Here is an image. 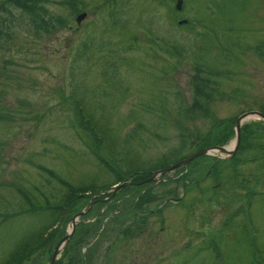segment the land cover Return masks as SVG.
<instances>
[{
	"label": "rangeland",
	"instance_id": "374dc122",
	"mask_svg": "<svg viewBox=\"0 0 264 264\" xmlns=\"http://www.w3.org/2000/svg\"><path fill=\"white\" fill-rule=\"evenodd\" d=\"M4 2L0 0V22L7 28L0 40V113L10 117L0 122V264L50 222L42 213L18 215L24 208L19 191L39 204L63 193L41 168L74 188L89 183L99 188L111 181L91 156V140L67 98L79 103L91 122L110 114L107 125L116 136V157L129 151L146 164L178 145L179 112L191 101L194 67L223 72L218 82L225 99L212 103L211 119L183 123L192 133L183 154L194 149L190 140L204 134L213 119L236 120L264 105V56L251 50L264 44V0H181L177 13L174 0H47L45 17L60 23L46 34ZM80 12L86 17L76 23ZM180 19L190 26H177ZM242 126L264 142V121L248 117ZM234 136L230 127L224 142L208 148L207 155L148 183L151 194L164 199L146 206L141 229H136L138 215L134 224L125 218L128 214L123 216L132 194L122 195L113 209L100 206L98 216L93 215L95 206L91 215L74 217L75 223L94 225L99 217L102 224L107 219L112 224L101 238L89 235L75 246L73 255L82 258L72 264H250L239 225L246 223L250 200L253 238L264 251V201L260 195L246 197L247 190L264 193V150L254 156L247 151L232 169L229 158L235 152L229 156L214 148H228ZM219 158L222 170L212 176L207 173L211 159ZM179 178L185 179L174 183ZM123 183L133 182L126 178ZM168 189H174L175 200ZM102 200L107 207L110 200ZM87 205L91 209L92 203ZM236 210L240 214L219 240V256L196 252ZM126 228L129 235L122 233ZM54 229L44 236L51 243L24 264H49L53 238L70 230L69 221ZM54 262H66L62 251Z\"/></svg>",
	"mask_w": 264,
	"mask_h": 264
},
{
	"label": "trees",
	"instance_id": "16d2710c",
	"mask_svg": "<svg viewBox=\"0 0 264 264\" xmlns=\"http://www.w3.org/2000/svg\"><path fill=\"white\" fill-rule=\"evenodd\" d=\"M46 1L47 0H6L4 4L9 5V7L12 9L19 10L24 13L32 23H34L46 34L60 23L58 20H51L50 18L45 17V10L43 8ZM62 1L68 4L75 2V0ZM76 3L77 2L74 4ZM0 9H3V6H0ZM4 22L5 21L0 22V40L7 36V28L3 27ZM184 26L187 28L190 26V23L188 22ZM248 49H250V47H248ZM261 49H264V44L251 47V50L256 55L264 56L261 53ZM222 75L223 72H219L216 69H212L208 66H197L193 68V73L189 79L191 101L179 112V119L182 125L179 126L178 145L176 148L171 149L165 155L161 156L150 164L140 161L137 156L130 154L129 151L123 152L121 158L118 159L115 154L117 146L116 136L109 130L107 125V119L109 118L110 114H101L104 116V119L97 116L96 123L91 122L92 120L90 115L85 113L81 105L73 98H67V100L71 102L73 108L75 109L81 128L87 135V138L91 140V156H93L94 160L97 162L100 171L111 177V181L103 186H100L99 188L93 187L91 183H89L87 186L74 188L66 181L56 178V176H54L50 171H46L41 168L42 171H45L62 187L63 193L55 201L43 198L42 203L39 204L35 201H32L27 195L19 191L23 198L24 208L22 211H20V213H18V215H24L28 213H42L43 215H47L50 218V222L47 226L39 228L34 234L32 233L28 239L23 240L18 245H16L10 252L8 259H6V261L1 264H24L33 252L41 250L42 247H45L51 243V241L44 236L49 230H52L54 233V227H57L59 223L60 225L64 224L74 216L78 215L80 212H83L81 219L83 217H87L93 213L95 206L96 208L93 215L98 216V208L100 206L104 207L106 210L113 209L116 207V202L119 201L121 196L125 194H132V198L128 204L129 208L126 207V211L123 216L128 214V216H125V218L131 219V224H134L135 216L138 215V227H136V229H141L146 219V216L144 215L146 206L152 202L159 201L161 198L164 199V197H158L154 194H151V189L149 188L150 184H136L148 179L156 172H160L162 176H165V174L162 173L163 170L188 157L196 150L212 148L215 145L223 143V136L225 132L230 130V127L234 126L235 120L213 119L212 126L204 134H195L196 136L190 140L189 145H192L194 149L188 154L182 153L184 148H186L188 145L190 136H192V133L188 129L184 128L185 124L183 123H188L198 119H211L212 111L210 107L212 103L215 100L225 99V93L221 92L218 82L219 78L224 77V75ZM111 85L114 86V83H111ZM257 112L264 116V105L261 106ZM9 117L10 116H6V114L0 113V122L8 120ZM262 140L263 137L257 136L250 127L248 128L247 126H242L240 128L239 142L236 151L234 155L229 158V164L231 168H235L237 162L244 158L247 151L251 152V154L254 156L257 151L264 150V142ZM198 158H195L189 162L188 165ZM211 160L213 161L210 165V168L207 170V173L214 176L216 171L220 172L222 170V166L219 165V162L224 160ZM117 163H121L124 166V171L119 169ZM126 178H128V180L132 181L133 183H128L119 191L111 193L110 190H112V187L122 183L126 180ZM184 179L185 178L175 179L174 183L177 184L179 181L181 182ZM165 184V181L159 182L160 186H164ZM173 190L174 189H168L165 190V192H167V194L172 193V200H175L177 195L173 193ZM246 193V197L248 199L252 198L254 195H260L264 201V193L259 194L257 192H252L251 190H247ZM104 198L110 200L107 207L105 206L106 202L101 203V201H103L102 199ZM88 202L92 203V205H90L91 209H87L85 207ZM87 206L89 207V205ZM250 206L251 202L248 200L244 211L246 223L244 226L239 225V227L240 230H243V241L245 244V249H247L250 256V264H254V258L251 256V251L256 255L255 257L257 262H259L258 264H264V251L257 248V242L253 238V235L255 236V234L250 219ZM239 211L240 210H236L232 212L226 218L222 224V227L218 229L216 234L207 237L203 242L204 244L199 246L196 252L199 253V251L204 249L211 251L215 257H218V243L221 239L223 231L231 225L232 219L240 214ZM93 223L94 225L82 224L80 222L75 224L69 240L61 250L62 256L66 257V262L64 264H72L76 259L78 262H80L82 257L78 256V254L73 255V248L85 243L84 239L89 235H91L90 237L97 236L98 238H101L103 233L110 228V224H112L111 220L109 221V219H107V223L102 224L99 217H97ZM122 233L124 235H129L131 230L126 228ZM58 238H60V235L53 238L54 241L52 242L57 243L61 239L60 238L58 240ZM54 264H61V262H54Z\"/></svg>",
	"mask_w": 264,
	"mask_h": 264
},
{
	"label": "water",
	"instance_id": "95a60500",
	"mask_svg": "<svg viewBox=\"0 0 264 264\" xmlns=\"http://www.w3.org/2000/svg\"><path fill=\"white\" fill-rule=\"evenodd\" d=\"M174 8L175 10L179 11L181 9V0H175V3H174ZM86 16V13L82 12L80 14H78L75 18H74V21L76 23H80ZM185 21L184 20H181V21H178L177 22V25H181V24H184ZM251 116H254L256 118H260L264 121V116H262L261 114H259L258 112H248V113H244L242 114L241 116H239L235 122H234V143H233V147L231 150L229 151H226L225 149L223 148H220V147H216V150L220 153H229V156H231L236 147H237V144H238V140H239V127H240V124L245 120L247 119L248 117H251ZM207 149H200V150H196L195 152H193L192 154H190L188 157L174 163L173 165H171L169 168L165 169L162 171V173H169L179 167H183L185 166L186 164H188L189 162H191L193 159L197 158V157H201V156H205L207 155ZM159 174V173H156V174H153L151 177H149L148 179L144 180V181H141L139 183H137L136 185H143V184H148V183H151L153 182L155 176ZM125 185H127L126 183H120L119 185H115L113 186L112 188V191L115 192L117 190H119L120 188L124 187ZM83 212L79 213L77 215V217H80L81 214ZM69 225H70V230L68 232H65L64 236L60 239V241L54 246L53 250H52V254H51V258H50V262L49 264H53L54 261H55V258H56V253H58L61 249V247H63L67 240L70 238L72 232H73V229H74V225H75V220L74 218H72L69 222Z\"/></svg>",
	"mask_w": 264,
	"mask_h": 264
},
{
	"label": "bare ground",
	"instance_id": "6f19581e",
	"mask_svg": "<svg viewBox=\"0 0 264 264\" xmlns=\"http://www.w3.org/2000/svg\"><path fill=\"white\" fill-rule=\"evenodd\" d=\"M232 146H233V143L228 147V148H225L226 151H229L232 149Z\"/></svg>",
	"mask_w": 264,
	"mask_h": 264
}]
</instances>
